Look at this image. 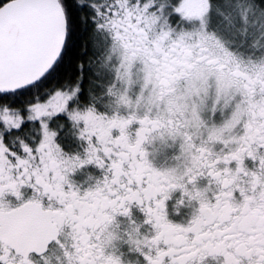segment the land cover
Segmentation results:
<instances>
[{"label": "snow or ice", "instance_id": "1", "mask_svg": "<svg viewBox=\"0 0 264 264\" xmlns=\"http://www.w3.org/2000/svg\"><path fill=\"white\" fill-rule=\"evenodd\" d=\"M0 264H264V0H0Z\"/></svg>", "mask_w": 264, "mask_h": 264}]
</instances>
